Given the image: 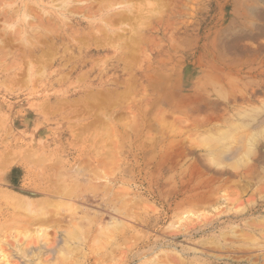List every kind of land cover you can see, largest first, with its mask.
<instances>
[{"label": "rangeland", "instance_id": "374dc122", "mask_svg": "<svg viewBox=\"0 0 264 264\" xmlns=\"http://www.w3.org/2000/svg\"><path fill=\"white\" fill-rule=\"evenodd\" d=\"M50 1L0 0V255L10 257L5 264L19 263L13 256L21 247L38 246L41 240L55 246L57 232L74 227L72 214L92 231L85 243L74 244L77 248L73 247V252L66 251V247L59 252V259L52 253L46 254L45 260L40 257L45 263L180 264L174 257L179 252L190 264H226L206 261L208 253L228 256L230 260L225 262L230 264H263L264 134L257 138L254 152L242 160L239 158L247 133L239 134L237 142L216 157L206 138L236 122L244 110L261 109L254 123L264 120V0H130L132 6L140 4L123 22L115 18L121 24L113 25L123 38L117 39L122 49L114 57L103 46L106 34L102 28L97 30L104 24L98 17L80 13L78 21L63 23L61 19L66 15L55 8L59 1ZM100 1L86 3L96 10ZM78 4L74 1L70 5ZM25 7L28 12L33 9L37 14L31 12L32 16L38 18H43V9H48L53 20L33 25L29 18L23 19ZM152 7L159 11L149 21V15L144 17L140 9L146 12ZM142 17L148 25L144 31L137 29ZM125 87L132 93L127 95ZM233 148L236 152L230 151ZM225 153L237 154L225 159ZM100 158L107 164L101 165ZM83 160L86 164L91 161V168ZM95 165L102 170L96 169L99 176L92 175ZM51 172L59 181L53 182L51 176L50 184L60 182L59 172L65 180L70 179L69 183L76 178L81 185L86 183L83 191L73 183L83 195H58L55 186L45 179ZM64 179L61 177L62 183ZM91 182L101 185L96 184L99 191L92 190L95 183L89 191ZM62 183L57 184L61 187ZM105 184L108 186L101 190ZM45 186L55 193L42 191ZM107 188L111 190L105 194ZM114 189L130 194L128 201L137 218L108 207L118 202L115 207L119 209L125 197ZM112 191L118 193L115 198ZM46 199L48 209L57 206L52 211L59 225L54 218L28 224L23 213L28 217ZM16 200L27 203L23 206ZM52 200L58 205L53 206ZM11 204L17 208L15 213ZM11 213L19 218L13 215L9 219ZM24 219L28 223H23ZM115 220L121 221L120 231L126 224L129 229L126 225L122 235L118 230H109ZM96 221L102 225L100 230ZM48 226L46 237L36 236L38 228ZM94 229L108 230L111 238L103 230L106 239L99 232L96 244L93 240L98 239V231ZM33 258L26 257L30 264H41L36 260L39 257Z\"/></svg>", "mask_w": 264, "mask_h": 264}, {"label": "bare ground", "instance_id": "6f19581e", "mask_svg": "<svg viewBox=\"0 0 264 264\" xmlns=\"http://www.w3.org/2000/svg\"><path fill=\"white\" fill-rule=\"evenodd\" d=\"M33 1V0H32ZM54 1L55 0H51L50 2H53L54 3ZM57 1V0H56ZM59 2H57V3H55V8H58V10H59V12L60 13H62L63 15H66L64 18H62L61 20L63 21V23H67V22H69L70 20H72L73 22H74V20H76V21H78L79 20V18H78V20H77V18H76V16H78L80 13H82L83 15H87L88 17H98L104 24H103V26L102 27H98L97 28V30L100 32V31H105V34H103V35H105V37H106V40L102 43V41H101V43L103 44V46L104 47H107V48H103V49H101V50H105V49H107V50H109V52L111 53V57L113 56H116L117 55V53L122 49V47H120L121 46V42L119 41V40H117V39H120V38H123L122 36L123 35H119V32L117 31V29H116V26H114L113 24H115V25H117V27L121 24H119V21H115L116 19H121L122 20V22L125 20V19H127V18H130L129 16V14L130 13H132V11L134 10L133 8L134 7H136V6H138V4H140V3H138L136 6H132V4L130 3V0H101L100 1V4L98 3V8L96 9V10H92V6L90 5V3H86V2H88L89 0H58ZM79 2V4L78 5H70L72 2ZM144 1V0H143ZM146 1V0H145ZM35 2V1H34ZM40 2H42V1H40ZM46 2V1H45ZM23 3V2H22ZM129 3V4H128ZM1 4V3H0ZM51 4V3H50ZM93 4H95L94 2H93ZM145 4H148V3H146L145 2ZM25 5H26V3H25ZM52 5V4H51ZM142 5V4H141ZM141 5L139 6L140 8H141ZM21 6H23V5H21ZM44 6V5H43ZM53 6H54V4H53ZM53 6H51V9H53L52 7ZM96 6H97V4H96ZM155 6V5H154ZM159 6V5H158ZM157 6V7H158ZM29 7H30V5H29ZM28 7V8H29ZM32 7V6H31ZM34 7V6H33ZM44 7H46V6H44ZM157 7H152V8H149L146 12H143L144 10H145V8H142V10L140 9V13H144L143 15H144V17H146V16H148L149 17V21H152V19H154V18H156V16H157V11H159L158 10V8ZM26 8V7H25ZM24 8V9H25ZM54 8V9H55ZM157 8V9H156ZM160 8V7H159ZM22 9H23V7H22ZM21 9V10H22ZM35 9V8H34ZM48 10V9H47ZM46 9H43V13L45 14L44 16H43V18H38L37 16H32V13L31 12H34V10L33 9H31V12H28V10H27V8L25 9V11H24V16H23V19L25 18V20H27L28 18V20H30L31 22H32V24L34 25V24H36V25H39L40 23H47V24H50V22L53 20V14L51 13V12H49V11H47ZM50 10V9H49ZM12 11H14V9H12L11 10V12ZM17 11V10H16ZM41 11H42V9H41ZM51 11V10H50ZM142 11V12H141ZM138 12H139V10H138ZM137 12V13H138ZM22 13V12H21ZM35 13V14H34ZM33 14L34 15H36L37 13L36 12H34ZM58 13V12H57ZM147 13V14H146ZM189 13V12H188ZM59 15V14H58ZM57 15V16H58ZM142 15V14H141ZM12 16H13V14H12ZM32 16V17H31ZM62 16V15H61ZM132 16V15H131ZM117 17V18H116ZM144 17H142L140 20H141V22H139L138 23V26L140 27V28H137V29H140L141 31H144V30H146L147 29V26L148 25H146V22L144 21ZM4 18H5V16H4ZM11 18V17H10ZM9 17H8V19H10ZM20 18V17H19ZM116 18V19H115ZM138 18V17H137ZM136 18V19H137ZM159 18V17H158ZM192 18H193V16H192ZM21 19V18H20ZM47 21H46V20ZM85 19V18H84ZM27 20V21H28ZM132 20H134V19H130V21H132ZM186 20V19H185ZM17 21V20H16ZM16 21H15V25H16ZM81 21L82 20H80V23H81ZM88 21H90V20H88ZM96 21H98L97 19H96ZM100 21V22H101ZM138 21V20H137ZM156 21V20H155ZM157 21H160V20H157ZM202 21V20H201ZM5 22V21H4ZM18 22H20V21H18ZM118 22V23H117ZM177 22V21H176ZM180 22V21H179ZM23 23V22H22ZM117 23V24H116ZM185 23V22H184ZM27 24H29V23H27ZM119 24V25H118ZM131 24V23H130ZM137 24V23H136ZM30 25L31 24H29V27H30ZM68 25V24H67ZM133 25V24H132ZM141 25H144V26H141ZM181 25V24H180ZM6 26V25H5ZM17 26V25H16ZM195 26V25H194ZM21 27V26H20ZM115 27V28H114ZM136 27V26H135ZM166 27V26H165ZM24 27H22V29H23ZM101 28L103 29V30H101ZM149 28V27H148ZM188 28V27H187ZM18 29V28H17ZM30 29V28H29ZM59 29H61V28H59ZM58 29V30H59ZM64 29V28H63ZM73 29V28H72ZM195 29V28H194ZM24 30V29H23ZM35 30H39V29H35ZM96 30V31H97ZM119 30H121V28L119 29ZM134 30V28H133V26H132V28H131V31H133ZM157 30V29H156ZM17 31H19V29L17 30ZM25 31V30H24ZM47 31V30H46ZM63 31V30H62ZM76 31V30H75ZM93 31V30H92ZM139 31V30H138ZM158 31V30H157ZM163 31V30H162ZM173 31H175V30H173ZM30 32V31H29ZM64 32V31H63ZM192 32V31H191ZM20 33V32H19ZM31 33V32H30ZM36 33V32H35ZM136 33H137V31H136ZM159 33H160V31H159ZM189 33V32H188ZM22 34V33H21ZM24 34H25V32H24ZM27 34V33H26ZM123 34V33H122ZM17 35V34H16ZM36 35H40V32H39V34H36ZM126 35V34H125ZM124 35V37H127L128 35H126L125 36ZM13 36H15V35H13ZM23 36V35H22ZM26 36V35H25ZM84 36V35H83ZM169 36V35H168ZM33 37H35V36H33ZM38 37V36H37ZM67 37V36H66ZM86 37V36H85ZM129 38H130V35L128 36ZM139 37V36H138ZM10 38V37H9ZM15 38V37H14ZM24 38V37H23ZM22 38V39H23ZM128 38V39H129ZM25 39V38H24ZM83 39V38H82ZM86 39V38H85ZM102 39V40H103ZM20 40V39H19ZM29 41H30V39H28ZM84 40V39H83ZM82 40V41H83ZM94 40V39H93ZM95 40H96V38H95ZM117 40V41H116ZM135 41V43H136V41H138L137 39H134ZM141 40V39H140ZM153 40V39H152ZM165 40V39H164ZM24 41V40H23ZM122 41V40H121ZM175 41V40H174ZM4 42V41H3ZM106 42V43H105ZM144 42V41H143ZM151 42V41H150ZM149 42V43H150ZM162 42V41H161ZM167 42V41H166ZM23 43V42H22ZM30 43V42H29ZM53 43V42H52ZM62 44V43H61ZM67 44V43H66ZM85 44V43H84ZM137 44V43H136ZM163 44V43H162ZM176 44V43H175ZM52 45V44H51ZM125 45H127L126 44V42H125ZM1 46V45H0ZM26 47H27V45H26ZM88 47V46H87ZM48 48V47H47ZM55 49L57 48V47H54ZM54 48H52V50L51 51H53L54 50ZM64 48V47H63ZM63 48H62V50H63ZM139 48V47H138ZM1 50V49H0ZM47 50H49V49H47ZM100 50H98V52H99ZM126 51V50H125ZM129 51V52H128ZM132 51H134V50H132ZM48 52H50V50L48 51ZM54 52H56V51H54ZM54 52H51V54L52 53H54ZM62 52V51H61ZM67 52H69V51H67ZM66 52V54H68ZM123 52H124V50H123ZM122 52V53H123ZM127 52L128 53H130V49L129 50H127ZM135 52V51H134ZM139 52V51H138ZM124 53H126V52H124ZM137 53V52H136ZM142 53H144V51L142 50ZM5 54V53H4ZM56 54V53H55ZM133 55H134V53H132ZM81 55V54H80ZM128 55H130V54H128ZM51 56V55H50ZM49 56V57H50ZM71 56H73V55H71ZM76 56H79V54L78 55H76ZM44 57V56H43ZM65 57V56H64ZM128 57H130V56H128ZM128 57L126 58V59H128ZM139 57V56H138ZM4 58V57H3ZM2 58V59H3ZM37 58V57H36ZM45 58V57H44ZM43 58V59H44ZM48 58V57H47ZM72 58V57H71ZM131 58V57H130ZM137 58V57H136ZM150 58V57H149ZM43 59H42V61H43ZM74 59V58H73ZM126 59H125V61H126ZM52 60V59H51ZM123 60V59H122ZM133 60V59H132ZM139 60H140V58H139ZM39 61V60H38ZM128 61H129V59H128ZM136 61V60H135ZM44 62H46V61H44ZM43 62V63H44ZM98 62V61H97ZM100 62H102V61H100ZM99 62V63H100ZM1 63V62H0ZM59 63V62H58ZM143 63V62H142ZM45 64V63H44ZM47 64V63H46ZM131 64H132V62H131ZM126 65V64H125ZM45 66V65H44ZM73 66V65H72ZM96 66H97V64H96ZM131 66H133V65H131ZM126 67H127V65H126ZM129 70H130V63H129ZM29 69V68H28ZM139 70V69H138ZM41 71V70H40ZM48 71V70H47ZM42 73V72H41ZM67 73V72H66ZM64 75H67V74H64ZM132 76V75H131ZM39 77H41V76H39ZM160 78V77H159ZM160 80V79H159ZM149 82H150V80H149ZM152 82V81H151ZM133 83V82H132ZM134 84V83H133ZM153 84H158L159 85V83H153ZM152 84V85H153ZM149 85V84H148ZM126 88V87H125ZM153 88V87H152ZM136 90H138L137 88H136ZM100 92V91H99ZM118 92H120V90L118 91ZM126 94L128 93H132V92H128L127 91V88L125 89V91H124ZM140 92V91H139ZM89 93H91V92H89ZM101 93V92H100ZM122 94H125V93H123V92H121ZM112 94V93H111ZM122 94H119V95H122ZM125 94V95H126ZM127 94V95H128ZM111 96V95H110ZM131 96V95H130ZM103 97V96H102ZM101 97V98H102ZM105 97V96H104ZM132 97L134 98V96L132 95ZM149 97V96H148ZM152 97V96H151ZM100 98V97H99ZM144 98V97H143ZM71 99V98H70ZM105 99H107V98H105ZM104 99V100H105ZM115 99V98H114ZM152 100V99H151ZM100 101V100H99ZM117 101V100H116ZM153 101V100H152ZM169 101V100H168ZM89 102H90V100H89ZM93 102V101H92ZM97 102H98V97H97ZM96 102V103H97ZM101 102V101H100ZM91 103V102H90ZM98 104V103H97ZM158 104V103H157ZM96 105V104H95ZM102 105V104H101ZM93 106V105H92ZM159 106V105H158ZM129 108V107H128ZM165 109V108H164ZM241 109V108H240ZM95 110V109H94ZM103 110V109H102ZM263 110V109H262ZM260 111H261V109H260ZM258 109H253V110H244V111H241L240 112V116H239V118H238V120L236 121V122H234V123H232V124H229V126L226 128V129H224V130H221V131H218L217 133H214V134H211L210 133V135L206 138V141L208 142V144H209V146H210V148H211V152L214 154V156H215V154H219V155H223V154H221V152L223 151V150H229L228 148H229V146H231V144L233 143V141H236L237 140V136L239 135V134H241V133H247V135L245 134V136H246V143H245V146H244V151H243V154H242V156H240V158H239V160H242L243 158H245L246 159V157H248V156H250L251 154H252V152H254L253 150H254V148H255V145H256V141H258V137L259 136H261V135H263L264 134V127L262 126V124L264 123V120H258V122L257 123H254V121L258 118V112H260ZM162 113V112H161ZM163 115V114H162ZM130 116V115H129ZM162 117V116H161ZM263 117V116H262ZM165 118V117H164ZM136 119V118H135ZM162 119V118H161ZM131 120V119H130ZM136 121H137V119H136ZM161 121V120H160ZM165 121V120H164ZM260 121V122H259ZM80 124V123H79ZM183 125V124H182ZM259 127H261V128H259ZM263 127V128H262ZM259 128V130H257ZM181 130V129H180ZM217 131V130H216ZM169 132V131H168ZM208 133V132H207ZM106 134V133H105ZM146 134V133H145ZM165 134V133H164ZM108 135V134H107ZM242 135V134H241ZM105 137V136H104ZM103 137V138H104ZM205 137V136H204ZM238 137H240V135L238 136ZM243 138V139H244ZM98 139V138H97ZM236 139V140H235ZM93 141V140H92ZM95 141V140H94ZM122 141V140H121ZM97 142V141H96ZM101 142V141H100ZM99 141H98V143H100ZM237 142V141H236ZM97 143V144H98ZM103 143V142H102ZM244 144V143H243ZM93 145V144H92ZM94 145H96V144H94ZM207 145V144H206ZM239 145V144H238ZM241 145V144H240ZM96 146H98V145H96ZM95 146V147H96ZM112 146V145H111ZM113 146H114V144H113ZM242 146V147H243ZM91 147V146H90ZM208 147V146H207ZM100 148H101V146H100ZM99 148V149H100ZM209 148V147H208ZM236 148V147H235ZM235 148H233V149H231L230 151L232 152V150L234 151V152H236L234 149ZM241 148V146L240 147H238L237 149H240ZM81 149V148H80ZM96 149V148H95ZM115 149V148H114ZM114 149H112V150H114ZM83 150H84V148H83ZM90 151V150H89ZM109 151V150H108ZM36 152V151H35ZM35 152H33V153H35ZM91 152H93V151H91ZM117 152V151H116ZM101 153V152H100ZM104 153V152H103ZM109 153H110V151H109ZM113 154V153H112ZM237 153H231V154H227L226 155V153L224 154L226 157H225V159H227V158H232L231 156H234V155H236ZM29 155V154H28ZM46 155V154H45ZM86 155H87V153H86ZM89 155V154H88ZM96 155V154H95ZM105 155V154H104ZM110 155V154H109ZM116 155H117V153H116ZM116 155H114V156H116ZM228 155H230V156H228ZM39 156V155H38ZM42 156H44V155H42ZM106 156V155H105ZM108 156V155H107ZM98 157V156H97ZM110 157H111V155H110ZM216 157V156H215ZM40 158V157H39ZM109 158V157H108ZM112 158H114V157H111V159ZM116 158V157H115ZM101 160L103 159V158H100ZM111 159H108L107 161H110ZM244 159V160H245ZM40 160H42V158L40 159ZM86 160V159H85ZM90 160H91V158H90ZM92 160H93V158H92ZM239 160H237V162H239ZM248 160H250V159H248L247 158V161ZM36 161V160H35ZM43 161H44V159H43ZM84 161V160H83ZM89 161V160H88ZM96 161H97V159H96ZM106 160H102L101 161V165H104V163H106L105 162ZM111 161H113V159L111 160ZM110 161V162H111ZM213 161V160H212ZM235 161V160H234ZM85 162V161H84ZM102 162H104V163H102ZM121 162V161H120ZM211 162V161H210ZM246 162V161H245ZM250 162V161H249ZM75 163V162H74ZM89 163V162H88ZM88 163L86 164V162H85V164L88 166V167H90V163H91V161H90V165H88ZM97 163H98V165H99V158H98V161H97ZM140 163V162H139ZM138 163V164H139ZM235 163V162H234ZM233 163V164H234ZM35 164V163H34ZM79 164V163H78ZM77 164V165H78ZM84 164V166L86 167V165ZM107 164V163H106ZM125 164V163H124ZM49 165V164H48ZM58 165V164H57ZM94 165V164H93ZM1 166V165H0ZM96 166V165H95ZM235 166H236V164H235ZM251 166V165H250ZM37 167V166H36ZM45 167V166H44ZM99 167H101V166H99ZM239 167V166H238ZM71 168V167H70ZM91 168V167H90ZM90 168L88 169H86V170H89L90 172H91V170H93V168L90 170ZM103 168V167H102ZM46 169V168H45ZM72 169H73V167H72ZM96 169H98L97 168V166L95 167V169L93 170V172H92V175H93V173L95 174V175H98L99 176V174H96ZM100 169V168H99ZM98 169V171L100 172V170ZM52 170V169H51ZM49 171H50V169H49ZM58 171H60V170H58ZM80 171V170H79ZM88 171V172H89ZM102 171V170H101ZM103 171H106V170H103ZM1 172V171H0ZM53 172V171H52ZM52 172L50 173V176H48V177H45V179L46 180H48L49 182V184H50V181L53 179V176H52ZM98 172V173H99ZM44 173V172H43ZM71 173V172H70ZM74 173V172H73ZM86 173H87V171H86ZM45 174V173H44ZM59 176H61L63 179L65 178V177H63V175H60L61 174V172H59V173H57ZM72 174V173H71ZM79 174V173H78ZM78 174H77V177H79L78 176ZM88 174V173H87ZM101 174H103L102 172L100 173V175ZM82 175H83V172H82ZM92 175H90V174H88V176H92ZM94 175V176H95ZM107 175V174H106ZM52 176V179L50 178ZM66 176V178L67 177H69V176H67V175H65ZM71 176H73V174L71 175ZM74 176H76V174L74 175ZM83 176H87L85 173H84V175ZM93 176V177H94ZM61 177H60V182H57V183H59L60 185H61V181H63V180H61ZM80 177H82L81 176V174H80ZM84 177V178H85ZM97 177V176H96ZM42 178V177H41ZM49 178H50V180H49ZM56 178V177H55ZM71 178V180L73 179V177H70ZM76 178V177H75ZM84 178H82V179H84ZM87 178V177H86ZM85 178V179H86ZM88 178H90V177H88ZM87 178V179H88ZM95 178V177H94ZM99 178V177H98ZM102 178V177H101ZM107 178V177H106ZM69 179V178H68ZM67 179V180H68ZM78 178H76V180H75V182L72 180V181H70V183L67 181V180H65V181H67L66 182V184L63 182L62 184V186L60 187V185L59 184H57V183H52L51 182V184H53V186H55V188L54 189H57V194L58 195H61V196H63V197H71L72 195H76V197H78L81 193V191H83V189L85 188L84 186H85V184H84V186H83V184L81 185L80 183H79V180H77ZM114 179V178H113ZM45 180V181H46ZM56 180H57V178H56ZM56 180L55 179H53L52 181L53 182H56ZM70 180V179H69ZM81 180V179H80ZM91 180V179H90ZM41 181V180H40ZM57 181H59V179L57 180ZM78 181V182H77ZM84 181H86V180H84ZM83 181V182H84ZM34 182V181H33ZM43 182H44V180H43ZM71 182H72V184L73 183H78V185L79 186H81V191L78 193V191H79V189L77 188V187H79V186H77V185H75V184H73V185H75V186H73V185H71ZM82 182V180H81V183H83ZM87 182V181H86ZM47 182H46V184H47V186H50L49 184H48ZM92 183V187H90L91 184ZM89 185H86V186H88V187H90V189H89V191L93 188V184L95 183V182H91ZM58 186L59 185V187H57L56 185ZM70 184V185H69ZM87 184H88V182H87ZM97 183H95V188H93L92 190L93 191H96L95 189H98V191H99V188H97V185L100 187L101 185L100 184H97ZM47 186H45V188H43L42 189V191H46V190H49L50 188H53V187H51L50 186V188L48 187L47 189H46V187ZM106 186H108V185H106L105 184V186H103L102 185V187H101V190L102 189H104V188H106ZM44 187V186H43ZM104 187V188H103ZM59 188V189H58ZM80 188V187H79ZM114 188V187H113ZM109 188H107V189H105L104 190V192H106L105 194H107L108 193V191H110L111 189H109ZM117 189V188H116ZM123 189V188H122ZM86 190V189H85ZM107 190V191H106ZM113 190V189H112ZM115 190V189H114ZM118 190V189H117ZM117 190H115V192L117 191ZM119 190H121V188H119ZM127 190V189H126ZM51 191H53V193H55V191L54 190H49V191H46V192H51ZM92 191V192H93ZM128 191V190H127ZM4 192V191H3ZM85 192V191H84ZM87 192V191H86ZM112 192H114V191H112ZM111 192V194H114L112 197L113 198H115L116 196H117V194L114 192V193H112ZM117 192H120V191H117ZM223 192V191H222ZM52 193V194H53ZM121 194H118V195H121V196H127L128 194H126V193H128V192H125L124 193V190H123V192H120ZM122 193H124V194H126V195H122ZM13 194H15V193H13ZM12 194V195H13ZM50 194V193H49ZM51 194V195H52ZM110 194V195H111ZM11 195V194H10ZM83 195V193L81 194V196ZM103 195V194H102ZM14 196V195H13ZM52 196H54V195H52ZM120 196V197H121ZM128 196H130V194L128 195ZM128 196H127V198H125V197H123V199L122 200H120V202L122 203V204H120V208L119 209H117L116 207H115V205H116V203L118 204V202H116V203H114V204H111V205H108V207L109 208H112V209H114V211H117V212H119L120 214H122V215H125V216H127V217H130V218H137L136 216H138L137 214H136V216H135V213H134V209H132L133 208V205H132V203H130V201H128V200H130L129 198H128ZM8 197V196H7ZM62 197V198H63ZM102 197V196H101ZM119 197V196H118ZM4 198V197H3ZM10 198V197H9ZM17 198H18V196H17ZM74 198H75V196H74ZM105 198V197H104ZM138 198V197H137ZM21 199V198H20ZM24 198H23V196H22V200H23ZM26 199V198H25ZM111 199V198H110ZM119 199V198H118ZM117 199V200H118ZM54 200V199H53ZM53 200L51 201L52 202V205L54 206V205H58V202L56 203L55 201L53 202ZM115 200V199H114ZM17 201V200H16ZM24 201V200H23ZM23 201H17V202H21V204L20 205H25L24 203H27V200L25 201V202H23ZM35 201H37V200H35ZM46 201H47V199L45 200V201H41V202H39L37 205H38V207H36V210H31V211H33V212H31L30 211V209H29V211L31 212L30 213V215H28V217H27V213L26 212H24V213H26V216H25V214L23 213V215H24V217H26L27 219H28V222L25 220H23V223H28V224H32V223H34V222H39L40 220H42V221H44V222H48L49 220H53V218H54V221H55V216H54V214H53V209H55L54 207H53V209H52V207L49 205V208L51 209H48V207H47V204H46ZM66 201V200H65ZM234 201V200H233ZM9 202H10V200H9ZM31 202H33L32 200H31ZM38 202V201H37ZM48 202V201H47ZM50 202V201H49ZM106 202V201H105ZM105 202H104V204H105ZM109 202V201H108ZM107 202V203H108ZM232 202V201H231ZM23 203V204H22ZM53 203H56V204H53ZM73 203V202H72ZM71 203V204H72ZM110 203V202H109ZM30 204V203H29ZM133 204H134V202H133ZM65 205H67V204H65ZM69 206H74V205H70V204H68ZM10 206H12V207H14L15 206V204H14V206H13V204H11ZM22 206V208L24 209V207ZM29 206V205H28ZM27 206V207H28ZM5 207V206H4ZM11 207V208H12ZM76 207H78L77 205H76ZM75 207V208H76ZM106 208H107V206H105ZM30 208H32L31 206H30ZM59 208H62V207H60L59 206ZM58 208V209H59ZM83 208V207H82ZM108 208V209H109ZM137 208V207H136ZM0 209H2V208H0ZM22 209V210H23ZM48 209V210H47ZM58 209H57V211H58ZM85 209V208H84ZM107 209V210H108ZM111 209V210H112ZM138 209V208H137ZM11 210V209H10ZM9 209L8 210H6V211H10ZM15 210H17V208L15 209V207H14V209L12 208V211L15 213ZM53 210V211H52ZM134 210V211H133ZM1 211V210H0ZM18 211H19V209H18ZM29 211H28V213H29ZM17 212V211H16ZM20 212V211H19ZM23 212V211H22ZM21 212V213H22ZM59 212H60V209H59ZM76 212V211H75ZM112 212V211H111ZM70 213V212H69ZM208 213V212H207ZM6 214H7V212H6ZM55 214H58V213H55ZM63 214V213H62ZM65 214V213H64ZM71 214H72V212H71ZM77 214V213H76ZM99 214V213H98ZM105 214V213H104ZM117 214V213H116ZM212 214V213H211ZM10 215V214H9ZM14 214H12L11 213V215L9 216V219L11 218L12 219V216H13ZM15 215H17V214H15ZM15 215H14V217H15ZM68 215V214H67ZM73 216H72V219L70 218V216H68L70 219H71V223L72 224H74V227L71 225V223H70V225L73 227V229H72V227L71 228H68V227H70V226H66L67 228H65L64 229V227H63V229L61 228L58 232H57V234L58 235H56L55 237H56V245L55 246H49V245H47V241H44V240H41V244L40 245H38L37 246V243L36 244H34V246L33 245H31V246H26V247H21L20 249H19V253H16L13 257H16V258H18L19 259V263H17V261H16V263L17 264H30L29 263V260H27L26 259V257L27 256H31V257H34L33 259H36L37 257H39V258H37L36 260H39L40 261V263L41 264H47V262L45 263L44 261H43V259L45 260L46 258L44 257L46 254H48V253H52L54 256H55V259H59V252L61 253L62 251H63V249L66 247V251H70L69 253H71V252H73L72 250H73V247L75 248L76 246H74V244H76L77 246H78V244H83L82 242H84L85 243V241L87 240V234H88V232H90V231H92V230H87L86 229V227H88V225L87 226H85L86 225V223H85V225L83 224L84 223V221H80V222H77L76 221V219L74 218V214H72ZM119 215V214H118ZM181 215V214H180ZM20 216H21V214H20ZM58 216V215H57ZM76 216V215H75ZM81 216H83V215H81ZM61 217V216H60ZM85 217V216H84ZM84 217H83V219H84ZM95 217V216H94ZM190 217V216H189ZM7 218V217H6ZM15 218H19V217H15ZM58 218V217H57ZM77 218V217H76ZM88 218V217H87ZM93 218V217H92ZM103 218V217H102ZM117 217H115V219H116ZM120 218V217H119ZM118 218V219H119ZM122 218V217H121ZM123 218H126V217H123ZM5 219V218H4ZM20 219H22V218H20ZM63 219V218H62ZM62 219H61V221H62ZM89 219V218H88ZM95 219V218H94ZM101 219V218H100ZM112 219V218H111ZM111 219H110V221H111ZM128 219V218H127ZM187 219V218H186ZM17 220V219H16ZM81 220V219H80ZM86 220V219H85ZM93 220V219H92ZM114 220V219H113ZM136 220V219H135ZM139 220V219H138ZM19 221H21L22 222V220H19ZM76 221V225H75V222ZM88 221V220H87ZM103 221V220H102ZM260 221V220H259ZM263 221V220H262ZM53 222V221H52ZM59 221H55V224H57ZM106 222V221H105ZM109 222V221H108ZM61 223V222H60ZM99 223V222H98ZM97 223V221L95 222V225L98 227V230H100V228H99V224ZM124 221H122V225L124 226ZM27 224V225H28ZM51 224V223H50ZM54 224V225H55ZM100 224H102V223H100ZM121 221H119V220H115V221H113V224H109V230H111L112 229V231L114 230V231H116V230H118V231H116V232H120L121 233V231L124 229V227L127 225V228L129 227L128 226V224H126L124 227H123V229L120 231V229H118L119 227H122L121 225ZM258 224V223H257ZM261 224V223H260ZM259 224V225H260ZM33 225V224H32ZM57 225H59V224H57ZM91 225H92V223H91ZM94 225V226H95ZM28 226H30V225H28ZM89 226H90V224H89ZM93 226V225H92ZM102 226V225H101ZM100 226V227H101ZM41 227V226H40ZM46 227V226H45ZM51 226H48L46 229L45 228H38L37 230H36V232H35V234H36V236L37 237H39V238H41V237H46L48 234H47V231H48V229L50 228ZM59 228V227H58ZM57 228V229H58ZM89 229H91V228H89ZM102 229V228H101ZM129 229V228H128ZM54 230V229H53ZM98 230H95L94 229V231H98ZM104 231H105V229H103ZM103 230H101L102 232H100V231H98V233L97 232H95V239H97L98 238V235L97 234H99V232H100V234H104V236H105V233H106V231L108 232V230H106L105 231V233H103L104 231ZM61 231V232H60ZM22 232V231H21ZM60 232V233H59ZM134 233V232H133ZM99 234V236L101 237V235ZM107 235V237H109V239L111 238L110 237V234L109 233H106ZM116 234V233H115ZM118 234V233H117ZM124 234V233H123ZM21 235V234H20ZM109 235V236H108ZM121 235H122V233H121ZM137 235V234H136ZM254 235V234H253ZM90 236V235H89ZM92 236V235H91ZM106 236L105 237H101V238H105L106 239ZM140 236V235H139ZM94 237V236H93ZM99 237V238H100ZM92 238V237H91ZM99 238L97 239V240H93V241H95V243H96V241H99ZM116 238H117V236H116ZM121 238V237H120ZM124 238V237H123ZM125 238H126V236H125ZM86 239V240H85ZM104 239V240H105ZM114 239H115V237H114ZM49 240V239H48ZM107 240H108V238H107ZM106 240V241H107ZM118 240V239H117ZM250 240V239H249ZM255 240V239H254ZM248 241V240H247ZM251 241V240H250ZM261 240H259V242H260ZM90 242H91V240H90ZM102 242V241H101ZM252 242H254L253 240H252ZM262 242V241H261ZM78 243V244H77ZM94 243V242H93ZM218 243V242H217ZM251 243V242H250ZM96 244H99V243H96ZM147 244V243H146ZM211 244V243H210ZM224 244V243H223ZM248 244V246L250 245L251 246V244H249V243H247ZM256 244V243H255ZM30 245V244H29ZM36 245V246H35ZM143 245V244H142ZM172 245H173V243H172ZM218 245L220 246V247H222V245H221V243H218ZM239 245V244H238ZM49 246V247H48ZM81 246V245H80ZM84 246V245H83ZM93 246V245H92ZM102 246V245H101ZM104 246V245H103ZM82 247V246H81ZM80 247V248H81ZM104 247H106V244H105V246ZM154 247H157V246H154ZM77 248V247H76ZM79 248V247H78ZM84 248V247H83ZM151 249V248H150ZM10 250V249H9ZM153 250V249H152ZM151 250V251H152ZM225 250V249H224ZM21 251V252H20ZM246 251V250H245ZM2 253V252H1ZM68 253V252H67ZM69 253H68V255H69ZM145 253V252H144ZM3 254V253H2ZM137 254V253H136ZM135 254V255H136ZM147 254V253H146ZM182 253H177V254H174L175 256L174 257H176V261H178L179 260V262H180V264H186L187 262V260H185L184 259V257H182L183 255H181ZM12 255V254H11ZM51 255V254H50ZM56 255H58V256H56ZM82 255V254H81ZM106 255V254H105ZM257 255V254H256ZM70 257H71V255H69ZM69 256H67L68 258H69ZM102 256V255H101ZM141 256V255H140ZM139 256V257H140ZM36 257V258H35ZM40 257H44L43 259H41ZM74 257V256H73ZM9 256H6L5 255V253L3 254V255H0V264H5V263H8L9 262ZM25 258V259H24ZM51 258H53V257H51ZM61 259L62 258H60V261H61ZM13 260V259H12ZM17 260V259H16ZM151 260V259H150ZM170 260H171V258H170ZM225 260H230L229 258H228V256H225V255H223V254H216V253H208V257H206V261H210V262H212V263H214V262H224V263H226V264H230V263H227V262H225ZM247 260V259H246ZM34 261V260H33ZM32 261V262H33ZM63 261V260H62ZM162 261V260H161ZM172 261V260H171ZM173 261H175V260H173ZM151 262L153 263V260H151ZM150 262V263H151ZM160 262V261H159ZM36 263H37V261H36ZM62 263V262H61ZM176 263V262H175ZM34 264V263H33ZM80 264V263H79ZM96 264V263H95ZM158 264V263H157ZM179 264V263H178ZM187 264H190V263H187ZM252 264H261V263H256V262H253ZM264 264V263H263Z\"/></svg>", "mask_w": 264, "mask_h": 264}]
</instances>
